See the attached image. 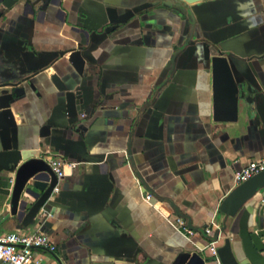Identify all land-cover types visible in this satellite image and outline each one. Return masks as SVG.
Returning <instances> with one entry per match:
<instances>
[{"label":"crops","instance_id":"1","mask_svg":"<svg viewBox=\"0 0 264 264\" xmlns=\"http://www.w3.org/2000/svg\"><path fill=\"white\" fill-rule=\"evenodd\" d=\"M188 15L192 43L172 64ZM3 49L33 70L35 89L12 106L19 163L76 165L24 228L4 217L14 172L2 171L1 231L47 233L56 250L37 252L54 264H173L196 248L211 257L224 238L241 264H264V187L235 215L218 210L234 173L264 156V0H0ZM222 49L250 96L235 121L213 118L211 57ZM175 208L194 227L214 220L216 239L187 236Z\"/></svg>","mask_w":264,"mask_h":264},{"label":"water","instance_id":"2","mask_svg":"<svg viewBox=\"0 0 264 264\" xmlns=\"http://www.w3.org/2000/svg\"><path fill=\"white\" fill-rule=\"evenodd\" d=\"M190 31L183 45L171 58L173 64L176 53L192 43L191 30L193 18L188 15ZM81 48V46H80ZM25 50V45L22 50ZM21 51L3 49L0 51V173L2 171L14 172V184L10 198L9 212L4 216L11 218L18 228H24L36 218L39 210L50 199L52 190L57 184L58 177L51 169L49 163L43 158H28L19 163L24 155L20 131L13 117V104L18 103L20 97L26 95V87L34 90L31 80L33 70H29L23 60ZM69 61L79 71L83 68V58L79 50H71ZM171 64V68H173ZM211 70L213 78V118L217 121H235L238 114V101L243 98L250 102L248 89L238 83L234 77L224 50H219L211 57ZM51 81L59 86L57 77H50ZM77 130H82L79 124ZM50 127L43 124L40 135L49 134ZM30 181V182H28ZM264 187V170L237 184L223 198L218 206L219 212L225 216H233L249 200L256 191ZM186 220L187 226L207 240L214 241L217 234L210 236L201 227L191 225V220L186 214L178 212ZM205 247L196 248L193 252H181L173 264H204L205 260L217 264H241L235 257L228 238L215 249V255L203 256Z\"/></svg>","mask_w":264,"mask_h":264},{"label":"built area","instance_id":"3","mask_svg":"<svg viewBox=\"0 0 264 264\" xmlns=\"http://www.w3.org/2000/svg\"><path fill=\"white\" fill-rule=\"evenodd\" d=\"M48 163L58 178L64 173L65 165L70 168L76 165L73 162L65 163L56 160H50ZM263 170L264 156L249 161L245 166L237 170L234 173V182L237 185ZM56 190L57 187L55 185L52 192ZM177 222L187 236L199 233L185 226L183 218H177ZM211 225H215L214 220H211L209 226L203 228L206 234H210ZM208 249L212 255H215L216 248L213 245L209 246ZM38 250L48 253L56 250V244L47 233L40 230L32 232L0 230V264H54L46 260L43 255L37 252Z\"/></svg>","mask_w":264,"mask_h":264}]
</instances>
